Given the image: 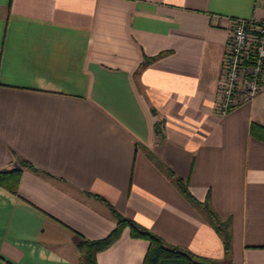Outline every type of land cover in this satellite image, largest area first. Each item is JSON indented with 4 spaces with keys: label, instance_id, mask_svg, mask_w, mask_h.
<instances>
[{
    "label": "crops",
    "instance_id": "0c3cea01",
    "mask_svg": "<svg viewBox=\"0 0 264 264\" xmlns=\"http://www.w3.org/2000/svg\"><path fill=\"white\" fill-rule=\"evenodd\" d=\"M263 14L264 0H0V168H20L15 190L0 184V264H82L78 242L115 225L99 195L217 264H264V89L214 108L231 17ZM147 246L126 225L96 264H142Z\"/></svg>",
    "mask_w": 264,
    "mask_h": 264
},
{
    "label": "built area",
    "instance_id": "2783aa9c",
    "mask_svg": "<svg viewBox=\"0 0 264 264\" xmlns=\"http://www.w3.org/2000/svg\"><path fill=\"white\" fill-rule=\"evenodd\" d=\"M264 89V14L231 17L214 108L224 113Z\"/></svg>",
    "mask_w": 264,
    "mask_h": 264
},
{
    "label": "trees",
    "instance_id": "16d2710c",
    "mask_svg": "<svg viewBox=\"0 0 264 264\" xmlns=\"http://www.w3.org/2000/svg\"><path fill=\"white\" fill-rule=\"evenodd\" d=\"M144 62L145 61H143V63ZM252 126V130L255 131V133L264 137L263 124L253 123ZM21 160L25 161L23 158ZM19 171L20 168L16 166L0 168V184L10 190H15L19 178ZM181 188L188 197L193 199V195L185 186H181ZM99 198L108 205L115 216V225L102 237L95 239L82 238L78 242L82 264H96V252L115 240L119 236L122 228L126 225L129 227L132 236L148 239V246L142 264H217L215 260L210 257L195 253L181 245L165 241L160 235L143 226L133 218L121 214L103 196L99 195ZM207 213L221 237L225 255H228L230 252L231 237L228 229L225 227V222L220 220L218 214L214 210L209 208Z\"/></svg>",
    "mask_w": 264,
    "mask_h": 264
}]
</instances>
